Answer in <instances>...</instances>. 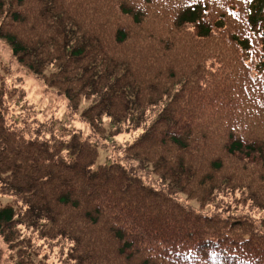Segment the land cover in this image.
I'll return each instance as SVG.
<instances>
[{
  "label": "trees",
  "instance_id": "1",
  "mask_svg": "<svg viewBox=\"0 0 264 264\" xmlns=\"http://www.w3.org/2000/svg\"><path fill=\"white\" fill-rule=\"evenodd\" d=\"M0 39L88 102L0 70L4 264H264V0H0Z\"/></svg>",
  "mask_w": 264,
  "mask_h": 264
},
{
  "label": "rangeland",
  "instance_id": "2",
  "mask_svg": "<svg viewBox=\"0 0 264 264\" xmlns=\"http://www.w3.org/2000/svg\"><path fill=\"white\" fill-rule=\"evenodd\" d=\"M3 66L9 67L11 72L8 77L17 83L18 86L25 88L27 97L36 104L39 114L48 116L54 113L58 118L60 124L68 128H76L83 133L87 131V124L80 119L79 113L88 104L83 102L78 114L74 118H70L66 114V99L63 95H59L53 89L47 87L41 79L37 78L26 68L21 66L16 59L12 56L10 47L0 39V70L4 72ZM20 76L21 80H16L14 77ZM109 154L107 149L100 150V156L97 163L106 161V156ZM11 201L8 196L0 195V205L6 204ZM6 255V246L0 236V264H4Z\"/></svg>",
  "mask_w": 264,
  "mask_h": 264
}]
</instances>
